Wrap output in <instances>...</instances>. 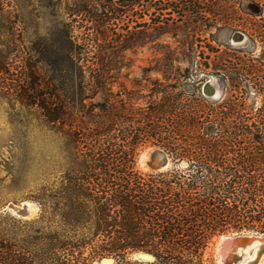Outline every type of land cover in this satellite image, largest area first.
<instances>
[{
  "label": "trees",
  "instance_id": "obj_1",
  "mask_svg": "<svg viewBox=\"0 0 264 264\" xmlns=\"http://www.w3.org/2000/svg\"><path fill=\"white\" fill-rule=\"evenodd\" d=\"M192 3L157 10L175 14ZM64 48L62 79L25 72L19 100L38 108L66 168L30 195L36 217L0 213V264H101L104 257L114 259L109 264H213L220 235L264 233V48L256 58L248 53L217 99L194 77L159 83L145 104L123 91L94 102L88 90L107 89L114 64L100 56L81 64L71 33ZM147 145L172 166L140 171L137 157Z\"/></svg>",
  "mask_w": 264,
  "mask_h": 264
},
{
  "label": "rangeland",
  "instance_id": "obj_2",
  "mask_svg": "<svg viewBox=\"0 0 264 264\" xmlns=\"http://www.w3.org/2000/svg\"><path fill=\"white\" fill-rule=\"evenodd\" d=\"M182 1L0 0V67L5 66L0 70V213L20 217L13 208L31 202L29 218L36 217L39 205L30 195L42 178L66 168L65 153L42 129L38 108L22 104L19 94L25 72L62 79L59 68L66 63L68 33L81 64L96 62L99 56L114 64L107 89L88 90L95 95L94 102L123 91L122 97L131 92L145 104L159 83H183L194 77L203 79L202 91L207 84V95L217 99L230 88L225 78L237 74L235 69L246 64L249 54L256 58L263 52L261 32L255 30L264 26V0H193L176 8L175 14L171 9L157 10L164 4L179 7ZM207 8L214 12L205 13ZM209 43L219 51L209 53ZM84 79H90L89 70ZM242 79L246 81L245 76ZM248 88L254 96L253 88ZM158 151L163 150L142 147L137 168L150 173L172 166L166 153L167 165L155 166L150 157ZM219 237L210 249L213 264L221 263ZM259 256H241L237 264L240 260L264 264L263 249Z\"/></svg>",
  "mask_w": 264,
  "mask_h": 264
},
{
  "label": "water",
  "instance_id": "obj_3",
  "mask_svg": "<svg viewBox=\"0 0 264 264\" xmlns=\"http://www.w3.org/2000/svg\"><path fill=\"white\" fill-rule=\"evenodd\" d=\"M207 84L204 86L203 92L208 94ZM208 96V95H207ZM151 161L157 168H163L167 165V156L164 151H158L154 156L150 157ZM14 212L23 218H29L33 215L32 203H23L22 205L15 206ZM255 240H259L264 247V234L257 232H235L222 234L217 243V250L222 259V264H237L239 258L243 255V250L248 244H252ZM136 258L149 259L151 255L146 252H137L133 255ZM113 258L104 257L99 263L109 264Z\"/></svg>",
  "mask_w": 264,
  "mask_h": 264
},
{
  "label": "bare ground",
  "instance_id": "obj_4",
  "mask_svg": "<svg viewBox=\"0 0 264 264\" xmlns=\"http://www.w3.org/2000/svg\"><path fill=\"white\" fill-rule=\"evenodd\" d=\"M261 244L262 243L259 240H255L252 244H248L244 249H242L243 250L242 258L245 257L246 255H253V254H258V257H260L259 255H260L261 249H263L264 251V247H262ZM240 261H241V264H250L249 262L247 263L243 260H240ZM220 264H222V259H221Z\"/></svg>",
  "mask_w": 264,
  "mask_h": 264
}]
</instances>
